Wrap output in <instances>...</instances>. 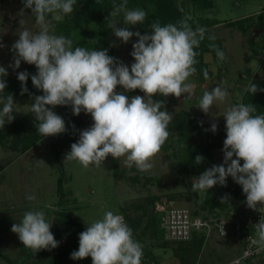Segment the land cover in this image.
Instances as JSON below:
<instances>
[{
  "label": "clouds",
  "instance_id": "9594fccd",
  "mask_svg": "<svg viewBox=\"0 0 264 264\" xmlns=\"http://www.w3.org/2000/svg\"><path fill=\"white\" fill-rule=\"evenodd\" d=\"M21 2L19 24H24L23 16L28 9L35 17L38 30L24 29L19 33L11 46L13 63L9 67L18 69L23 61L37 69L36 74L31 75V82L42 95L29 93V96L38 134L48 137L65 133V121L53 109L70 106L73 115L90 114L93 123L79 131V139L71 144L64 163L76 161L84 168L99 167L110 155L113 159L123 157L128 168L135 167L141 173L150 171L152 159L170 135L168 126L172 120L170 112L161 110L165 108L164 101L153 97L172 95L179 98L187 94L186 98H191L192 85L187 81L196 72L195 49L205 39L206 29L199 26L193 29L190 15L165 25L153 21L144 34L118 27L110 18L120 13H123V23L129 26L144 24L148 15L140 8L129 9L128 0H121L114 4L107 20L113 35L122 43L127 44L133 36L137 37L130 53L134 62L129 66L110 56L108 49L73 47L70 38L50 32V19L58 21L71 14L77 0ZM91 42L96 44L97 40ZM212 47L223 61V51L215 45ZM7 75V68L0 66V93L7 87L4 79ZM29 75L27 71L17 74L21 95L28 93ZM204 76L208 77L207 72ZM118 86L121 91L116 90ZM137 89L143 96L127 94ZM258 91L264 89L249 81L245 92L255 95ZM229 95L226 88L214 87L204 91L197 107L208 114L214 103L224 102ZM0 105V127H4L14 120L13 95H0ZM256 111L253 103L241 102L227 108L222 115L226 131L223 162L212 165L193 179L192 192H208L217 184L226 186L227 178L231 177L242 187L248 208L260 212L264 209V114L256 115ZM217 128V123L213 122L205 131L215 133ZM204 159L198 154L194 163L199 165ZM26 199L35 200L36 197L28 195ZM226 201L227 196L221 198V203ZM51 227L43 210H28L19 223L12 225L11 231L35 254L58 247ZM220 228L224 236L223 225ZM252 228L255 232L252 243L257 250H264V215ZM78 240V250L70 254L73 260L91 257L92 264H141L142 245L134 239L133 230L124 218L112 211L87 223Z\"/></svg>",
  "mask_w": 264,
  "mask_h": 264
},
{
  "label": "rangeland",
  "instance_id": "374dc122",
  "mask_svg": "<svg viewBox=\"0 0 264 264\" xmlns=\"http://www.w3.org/2000/svg\"><path fill=\"white\" fill-rule=\"evenodd\" d=\"M212 2L213 8L195 13L190 3L186 2V11L194 19L203 17L201 23L206 24L210 35L221 41L225 59L222 62L215 60L211 54L206 56L204 62L211 73L210 78L201 80L197 75L190 76L187 83L192 85L191 98H186L187 94H182L179 98L169 95L165 97L164 110L171 113L172 120L180 112L196 116L202 114L205 120L209 121L207 129L215 122L218 125L217 129L225 130L222 115L227 108L240 103L249 81L264 80V36L261 35L262 32H256L255 43L251 48L248 43L249 33L243 34L239 29L228 27L224 23L263 12L264 0H212ZM21 8H23L21 0H0V44L4 45L0 47V66L7 68L6 77L12 80L17 79L19 72H29L34 67L23 61L18 69L13 70L9 67L13 63L11 46L18 39L19 33L24 29L33 32L38 30L35 17L28 9H25L23 16L24 24H19L21 17L18 13ZM112 10H105L104 15L110 16ZM67 16L74 17V11ZM110 19L118 24V27H128L130 31H139L143 34L140 25L129 26L123 23V13ZM214 19L220 24L213 26ZM63 20L50 19V32L61 35L60 23ZM198 26L200 27V24ZM94 33L95 25L91 23L87 28L82 27L75 31L74 39L79 40L84 36L92 38ZM136 40L137 37L133 36L125 44L112 32L107 36V42L115 45L112 46L115 58L129 66L134 62L130 53ZM217 86L226 88L230 95L224 102L214 103L210 112L205 114L197 107L199 100L204 91H211ZM116 90L122 89L118 86ZM135 95L143 96V93ZM13 98L16 103L14 120L2 127L7 134V140L0 145V264H86L82 260L71 259L70 254L78 250V237L86 230L87 223L100 219L106 211L122 213L131 220L138 221V228L133 231V237L157 264H181L179 259L182 256L181 252L183 248L192 247L191 243L165 240L164 230L160 227L159 234L155 230V214H159L160 221L164 210L171 207L186 209L191 213H197L199 217L217 215L219 218H222V215L232 218L231 215L234 213L237 218H242L253 211L245 203L246 196L242 187L231 177L227 178L226 186L217 184L208 192L191 191L192 180L210 167L198 169L194 174L185 172L179 175L176 165L180 160H189L191 149L188 145L172 146L169 151L161 148L152 159V169L143 172L152 174L154 176L152 180L132 171L135 167L125 166L123 157L116 161L119 168L126 171L125 178L120 177V174L114 175L113 158L110 155L101 166L90 165L84 168L76 161L64 163L65 154L71 150L69 148L64 150L57 162L52 148L54 136L44 137L25 153L20 151L21 141L17 142L16 149H12L16 130L21 137L29 134V120L35 118L30 108L32 103L30 96ZM64 107L56 106L53 111L60 116ZM80 116L83 120V129L89 128L93 123L90 114L81 112ZM68 120L66 118L65 122ZM212 134L213 132L209 130L197 135L196 138L199 142L205 143L211 139ZM177 137L178 131H172L170 140H176ZM222 149L223 146L212 151L214 165L223 162ZM235 191L237 194H234ZM206 194L214 202L212 206L205 201ZM28 195H34L36 199L28 200L26 199ZM225 196L229 200L228 205H219L218 202ZM150 198L157 200L153 204L149 201ZM28 210H43L49 223L59 220L58 224L52 223L50 229L54 237L57 236L56 240L63 233L59 234V231L66 225V219L62 214H67L75 221L79 229L75 228L76 226L70 230L67 228L62 239L57 240L58 247L34 254L32 250L25 248L18 235L11 231L12 225L19 223L24 212ZM216 210H220L221 213ZM215 226L203 233L205 240L200 252L193 250L192 254L186 255V263L226 264L239 254L237 241L230 234L220 235ZM247 264H264V254Z\"/></svg>",
  "mask_w": 264,
  "mask_h": 264
},
{
  "label": "trees",
  "instance_id": "16d2710c",
  "mask_svg": "<svg viewBox=\"0 0 264 264\" xmlns=\"http://www.w3.org/2000/svg\"><path fill=\"white\" fill-rule=\"evenodd\" d=\"M120 2L121 0H77V3L74 5V17L70 18L68 16H64V20L60 23L61 35L70 38L73 42V47L82 46L90 50L95 48L97 50L108 49V54L115 58L113 48L107 42V36L112 32V29L108 27L109 20L107 19L109 18V16L104 15V11L112 10L114 4H119ZM186 2L190 3L192 11L194 13L205 11L209 8H213L214 6L212 0H180L179 2L178 0H128L127 6L129 9L140 8L147 12L148 15L144 24L140 25L142 27L141 31L144 34L146 31L150 30L148 26L153 21L159 22L161 25H165L168 23H176L180 19H183L186 15H190L186 11ZM201 20H203V17H197L196 19L192 18V20L189 21L193 29H195L198 24H200V27H204L206 29L205 39L200 43V46L195 49V51L197 52V63L195 65L196 72L192 76L197 75L199 79L206 80L210 78L211 73L208 70L207 64L204 62V54L210 53L215 60L221 61L217 57L216 51L214 50L212 45L217 46L223 52L224 47L222 46L221 41L218 38L214 37V39H209V37L213 36L210 35L207 30L206 24L201 23ZM91 23H94L95 25L94 36L92 38L84 36L79 40H75L74 32L78 31V29L82 27L87 28ZM218 24H220V22L215 19L212 20V25ZM224 25L228 27L237 28L243 34L249 33L248 43L252 48L255 43V40H252L250 32L253 29H259L264 35V11L258 13L255 16H248L234 22H226L224 23ZM94 39L97 40L96 44H93L91 42ZM255 52L256 51H253V53ZM219 66L221 67L222 65L219 64ZM36 72L37 69L35 66L32 67L28 72L30 74L26 85L28 88V93L21 95V82L18 79L12 80L7 77H4L7 83V87L5 89V92L0 93V95L12 94L13 97H29V93L33 95H41L42 92L37 90L31 82V75L36 74ZM204 72H207V78H205ZM252 82L256 83L258 85V88L264 89V80L254 79L252 80ZM137 93H140L138 89L127 94L131 96ZM153 99L163 100L164 105L166 106L165 97H160L159 95H157L153 97ZM241 102L245 104L253 103L257 109L256 113L254 114H264V91H258L255 95H253L251 93L245 92L244 90L240 103ZM161 110H164V108H162ZM60 116L64 119V121H66V118L69 120L68 122H65L67 131L65 133L55 135L53 137L52 148L57 162L59 156L63 154L64 150L69 149L71 144L75 143L79 139V131L84 130L82 127L83 120L81 116L73 115L70 106H65L64 110L62 111V115L60 114ZM196 117V115H191L187 112H180V114H176L168 126L170 135L165 144L162 146V149L166 151H169L172 146L178 147L179 145H188V147H190L191 153L189 160H180L176 165L179 175H183L185 172L189 174H194L197 172L198 169L207 166L211 167L212 165H214V159L211 153L212 151L221 148L223 146V141L226 138V131L224 129H217V131L211 135V139H208V142H199L196 136L204 134L205 130L208 128V124L202 123L201 126V121L198 120ZM29 124L30 133L25 136L21 137L19 131L16 130L15 140H13V144L11 146L12 149H16L17 142L21 141L22 145L20 151L22 153H25L44 138L43 136L39 135L36 131L37 121L35 120V118L29 120ZM72 125H75V128H73ZM174 130L178 131V137L176 138V140L172 141L170 140L171 132ZM6 140L7 134L5 133L3 128L0 127V145L3 144V142H6ZM198 154L203 156L205 159L201 164L196 165L194 161L196 155ZM132 171H135L139 175L145 176L149 180L154 179V176L152 174H143L136 168H133ZM125 172L126 171L124 169L119 168L116 159H113L114 175L116 176L117 174H120V177L125 178ZM59 190H61L60 187ZM234 194H237V191H235ZM205 198L207 204L209 206H212L214 202H212L208 194H206ZM156 200V198H150L149 201L154 204ZM228 203L229 200L224 203L218 202L219 205H228ZM116 214L123 215L125 222L133 231L138 228V221L131 220L129 216H125L122 213ZM192 214L198 216L197 213ZM62 216L66 219V225L59 231V234L64 232L67 228L73 226H77L79 229V225L75 221L71 220L67 214H62ZM159 219V214H155L154 226L158 234L161 223V220L159 221ZM204 240L205 235L202 232L193 233L192 238L187 241L191 243L192 247L183 248L181 252L182 256L179 257L180 263L188 264L186 263L185 259L186 255L192 254L193 250H196L197 253H199ZM144 248L146 249V247ZM144 251L147 254V251ZM82 261H84V263L86 264H92V260L89 259V257L82 259Z\"/></svg>",
  "mask_w": 264,
  "mask_h": 264
},
{
  "label": "built area",
  "instance_id": "2783aa9c",
  "mask_svg": "<svg viewBox=\"0 0 264 264\" xmlns=\"http://www.w3.org/2000/svg\"><path fill=\"white\" fill-rule=\"evenodd\" d=\"M262 215H264V209L261 212L253 210L242 218H237L235 213L231 215L232 218L225 216L219 218L217 215L199 217L186 209L171 207L162 213L160 227L164 230L165 240L185 242L192 238L193 233H204L215 225L219 234L223 236L220 228L223 225L224 236L230 234L237 241L240 249L239 254L226 264H247L264 254V250H257V246L252 243L255 236L252 226L260 220ZM141 264H157V262L150 259L143 250Z\"/></svg>",
  "mask_w": 264,
  "mask_h": 264
},
{
  "label": "crops",
  "instance_id": "0c3cea01",
  "mask_svg": "<svg viewBox=\"0 0 264 264\" xmlns=\"http://www.w3.org/2000/svg\"><path fill=\"white\" fill-rule=\"evenodd\" d=\"M248 17V16H247ZM214 26V25H213ZM254 30V29H253ZM256 30H259V29H256ZM259 32H262L261 30L259 31ZM262 36H264L263 34H261ZM206 56L208 57V56H210V53H206V54H204V58H206ZM220 207H218V209H219ZM222 208H220V210H221ZM220 210H216V211H218V213H221V211ZM223 216V215H222ZM51 223H54V224H58L59 223V220L58 221H52ZM56 227H57V225H56ZM75 228H78L77 226L75 227ZM70 229H72L71 227L69 228V230ZM65 235V232H63L61 235H60V237L57 239V240H59V239H62V237ZM61 242H62V240H61ZM42 251H44V250H42ZM40 252H41V250H40ZM0 256H1V254H0Z\"/></svg>",
  "mask_w": 264,
  "mask_h": 264
},
{
  "label": "water",
  "instance_id": "95a60500",
  "mask_svg": "<svg viewBox=\"0 0 264 264\" xmlns=\"http://www.w3.org/2000/svg\"><path fill=\"white\" fill-rule=\"evenodd\" d=\"M260 30H254L251 34V38L254 39L255 33L259 32ZM198 120H200L203 124H209V121L205 120L204 116L202 114H198L196 117Z\"/></svg>",
  "mask_w": 264,
  "mask_h": 264
}]
</instances>
